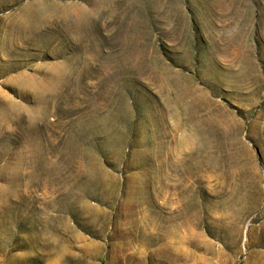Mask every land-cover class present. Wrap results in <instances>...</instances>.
Wrapping results in <instances>:
<instances>
[{
	"label": "rangeland",
	"instance_id": "rangeland-1",
	"mask_svg": "<svg viewBox=\"0 0 264 264\" xmlns=\"http://www.w3.org/2000/svg\"><path fill=\"white\" fill-rule=\"evenodd\" d=\"M0 264H264V0H0Z\"/></svg>",
	"mask_w": 264,
	"mask_h": 264
}]
</instances>
